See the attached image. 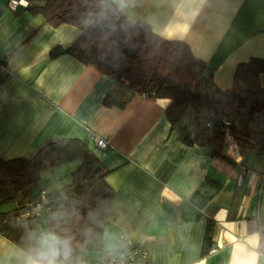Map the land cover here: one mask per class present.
I'll return each mask as SVG.
<instances>
[{
	"label": "crops",
	"instance_id": "1",
	"mask_svg": "<svg viewBox=\"0 0 264 264\" xmlns=\"http://www.w3.org/2000/svg\"><path fill=\"white\" fill-rule=\"evenodd\" d=\"M7 2L0 0V60L8 69L0 80V157L81 139L113 190L103 229L111 249L123 235L146 247L148 264H264V156L237 143L231 148L230 136L224 147L230 161L213 156L208 145L192 141L193 111L172 124L166 99L142 96L68 53L52 56L79 30L51 27L20 8L14 13ZM124 15L188 46L221 90L242 93L236 66L264 59V0H135ZM259 82L264 87V73ZM107 94L123 105H104ZM96 137L107 147L96 146ZM30 258L0 234V264Z\"/></svg>",
	"mask_w": 264,
	"mask_h": 264
},
{
	"label": "trees",
	"instance_id": "2",
	"mask_svg": "<svg viewBox=\"0 0 264 264\" xmlns=\"http://www.w3.org/2000/svg\"><path fill=\"white\" fill-rule=\"evenodd\" d=\"M26 2L19 11L39 15L51 27L69 24L79 30L70 46L53 47L52 56L68 53L142 96L166 99L164 110L172 124L192 109L197 124L192 141L208 145L215 157L230 161L224 150L228 136L241 148H255L264 156V87L259 82L264 59L251 58L236 66L234 80L243 84L242 93L233 88L221 90L206 73L205 62L188 46L159 37L142 20L132 22L124 14L114 15L105 0ZM7 74L6 67L0 71V80ZM123 103L110 94L103 99L106 106ZM70 161L77 162L70 182L43 190L41 172ZM106 173L78 138L45 142L27 157H0V204L16 203L14 208L0 211V234L31 258L48 233L71 240L69 264L111 258L118 248L103 247L113 197ZM41 191H45V202ZM210 228L209 221L207 233ZM205 240L206 249L209 237Z\"/></svg>",
	"mask_w": 264,
	"mask_h": 264
},
{
	"label": "clouds",
	"instance_id": "3",
	"mask_svg": "<svg viewBox=\"0 0 264 264\" xmlns=\"http://www.w3.org/2000/svg\"><path fill=\"white\" fill-rule=\"evenodd\" d=\"M105 6L114 15H121L135 6V0H105ZM72 254L70 239L48 233L42 238L40 248L35 256L29 259L28 264H69ZM251 264H257V261H251Z\"/></svg>",
	"mask_w": 264,
	"mask_h": 264
},
{
	"label": "built area",
	"instance_id": "4",
	"mask_svg": "<svg viewBox=\"0 0 264 264\" xmlns=\"http://www.w3.org/2000/svg\"><path fill=\"white\" fill-rule=\"evenodd\" d=\"M26 0H8L7 6L12 11L26 5ZM6 66L0 60V71L5 70ZM96 146L105 148L108 145V141L96 137ZM236 142H232L230 147L236 148ZM41 200L45 202V191L40 193ZM39 205V203H37ZM118 250L114 256L107 260L91 259L86 264H148V251L142 243L133 241L123 235H120L117 239Z\"/></svg>",
	"mask_w": 264,
	"mask_h": 264
},
{
	"label": "rangeland",
	"instance_id": "5",
	"mask_svg": "<svg viewBox=\"0 0 264 264\" xmlns=\"http://www.w3.org/2000/svg\"><path fill=\"white\" fill-rule=\"evenodd\" d=\"M192 109H188L185 117H192ZM77 162L76 161H70L63 164H60L58 166H55L53 168L47 169L43 172H41L40 175V186L41 188L45 189L46 191L53 190L55 188H58L60 186L67 185L70 182V174L71 171L76 167ZM37 193L35 192V195ZM16 206V203H2L0 204V211H7ZM115 245L114 242H109L107 238H103V247L107 249L113 248Z\"/></svg>",
	"mask_w": 264,
	"mask_h": 264
},
{
	"label": "water",
	"instance_id": "6",
	"mask_svg": "<svg viewBox=\"0 0 264 264\" xmlns=\"http://www.w3.org/2000/svg\"><path fill=\"white\" fill-rule=\"evenodd\" d=\"M94 170H96V167L94 168Z\"/></svg>",
	"mask_w": 264,
	"mask_h": 264
}]
</instances>
